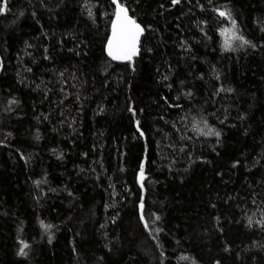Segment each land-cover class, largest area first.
<instances>
[{"label": "trees", "instance_id": "trees-1", "mask_svg": "<svg viewBox=\"0 0 264 264\" xmlns=\"http://www.w3.org/2000/svg\"><path fill=\"white\" fill-rule=\"evenodd\" d=\"M79 2L66 0L68 7L60 9L57 18L49 19L55 12L39 8V0H33L37 5L40 23L44 25L43 30L28 15L12 23L19 10L28 8L27 0H9L11 11L6 16L0 15V55L5 57L6 64V72L0 73V140L7 131H12L15 137L10 141L12 147H0V213L8 212L7 216L0 215V264H22L15 256L16 237L19 235L29 242L38 240L41 231L39 219L60 225L61 231L56 233L53 245L45 243L36 246L35 254L27 264H96L97 257L101 255H105L106 264H120L119 257L122 254H125L124 264H130L133 258L135 264H156L154 241L133 211L135 196L130 197L127 206L121 208V220L117 225L106 224V229H101L99 225L105 223L106 216L112 211L110 209L106 213L102 205L111 201L106 192L94 185V177L90 172L77 175L80 168L96 167L93 160L97 158V153L91 149L93 145L99 149L103 144L104 164L117 189L121 190L123 182L134 187L133 173L142 151L141 142L132 139L134 129L130 114L125 111L124 83L130 74L123 70V66L109 64L101 53L110 17H102L97 13L96 23L93 24L87 20L86 13L81 15ZM56 3L57 0H48L49 6H55ZM109 3L110 0H104L103 10L111 12ZM160 3H164L165 9L169 8L168 0H139L138 7L133 5L140 19L152 23L158 29V37L145 43L144 47L159 45L160 49L155 60L147 55L144 57L138 73L131 80L130 94L140 107L146 108L149 124L161 130L157 134L149 128V136L160 147L157 148L156 143L150 146L149 155L155 160L150 165V179L158 182L147 184L149 191L145 214L149 216L157 210L162 214L160 226L168 233L162 237V242L172 254L171 264H190L189 261L178 260L179 256L189 254L197 259L198 264H212L217 258H222L221 264H264V248L261 247L264 245V231L255 226L252 229L245 226L247 217L255 213L254 220H259L264 213V167H253L259 154L264 153V146L260 144L261 135H254L259 127H264V50L259 53H222L219 49L222 38L212 31L219 26L214 19H210L208 29L209 34L213 35L212 41H204L202 34L194 27L196 18L205 15L212 17L211 12L202 14L194 10L195 16L190 18L188 5L182 3L167 11L159 8ZM234 3L249 37L258 36L253 21L264 16V0H234ZM160 11H163V15L158 14ZM177 23L180 24L179 31L176 29ZM223 26H228L226 21ZM43 32L48 33L47 38ZM74 34H79L80 39L87 38V57H77L67 51L75 45L71 39ZM178 38L193 42V52L199 58L196 62L188 60L186 56L181 59L185 54L175 47ZM60 40H64L63 49L58 44ZM24 41L34 45L29 51L36 59V65L31 64L30 57L18 59V53L22 55ZM43 47H48L49 55L53 58L51 62L42 61ZM169 60L175 70L177 85L179 79H185L186 83L195 86L193 91L196 93L189 119L185 122L187 129L180 133L193 138L179 143H176L179 137L173 130L155 120L157 113H168L166 118L172 120L183 114L176 109L169 112L165 105L157 107L153 103L158 99L157 92L160 95L176 94L168 93L157 84L158 77L153 71V67L165 71L163 62ZM20 65L32 66L34 73L37 67L46 72L42 78L51 82L48 87L55 89L49 93L48 100L43 99L40 92L17 82L25 79L28 84L33 79L22 68L20 76H16ZM210 65L220 70L224 87L235 88L234 95L222 94L223 100L219 97L208 100L213 86L220 83L212 78ZM105 69L111 75L107 86L102 87ZM59 71H65L67 83L63 87L68 95L63 99V104L57 107L62 98L59 93ZM200 72L205 73V80H193L191 74ZM72 74L82 78L74 79ZM121 75L124 82L117 83ZM77 95L80 96L79 101L76 100ZM12 96L22 102L20 109L12 114L4 113V105ZM98 104H103L106 109L101 116L95 115ZM185 108H189L187 102ZM245 109L250 122L236 119L237 114ZM61 112L69 122L76 119L77 123L73 125L77 129L75 133L67 123H59L62 117L58 113ZM197 112L209 117L210 125L223 130L221 145L217 147L219 155L212 151L214 137H198L191 131V117L196 116ZM212 112L220 119L227 116L226 123L236 124L237 127L219 125L216 117L211 116ZM40 113H51V122H38L35 116ZM18 116L23 119H18ZM245 125L250 133L248 136L241 130ZM53 128L57 130L53 131ZM37 130L41 134L38 142L34 139ZM165 136L172 137L175 147L183 146L185 152L170 153L165 148L168 143ZM52 148L64 152V159L57 160ZM16 149L32 154L28 165L19 159ZM120 150L128 153L122 160ZM84 152L89 153L87 158L82 155ZM189 154L210 163L198 161L185 173ZM162 156L167 159H161ZM173 159L176 163L172 164L173 171L170 173L167 166ZM235 160H240V166L232 169ZM261 164L264 165V160H261ZM118 165L125 167L126 171L118 173ZM217 171L222 172L223 176H217ZM45 172L51 186L59 188L68 182L72 189L78 190L76 195L80 198V207H69L71 202L63 193L60 197H51L37 204L32 199L35 189L29 177L39 179ZM43 187L47 191V186ZM228 197L232 199L228 200ZM211 203L217 205L216 209L211 207ZM214 216H221L222 221H228L224 224L222 236L216 231ZM105 230L110 239L115 233V243L119 248V251L114 248L110 258L103 247ZM225 241L231 245V255L223 252ZM73 243L76 253L72 250ZM236 253L240 254V259H236Z\"/></svg>", "mask_w": 264, "mask_h": 264}, {"label": "snow or ice", "instance_id": "snow-or-ice-1", "mask_svg": "<svg viewBox=\"0 0 264 264\" xmlns=\"http://www.w3.org/2000/svg\"><path fill=\"white\" fill-rule=\"evenodd\" d=\"M169 8L165 9L164 3H160L159 8L161 10L171 11V9L180 6L182 3L188 5V12L190 14V18L195 16V11L198 10L200 13H212V17H208L205 15L203 18H196L194 21V27L199 30V33L202 34V38L204 41H212L213 35L209 34V21L210 19H214L219 26L213 29V33H218L222 38V42L219 44V49L222 53H248L251 51L252 53H259L264 50V16L256 18L253 23L256 25L258 36L249 37L248 32L244 28L243 21L240 18V14L236 11L234 0H168ZM9 0H0V15L6 16L11 9L8 7ZM28 8L21 9L17 13V18L12 21L13 24L17 22V19L24 18L26 15L30 16L35 22L40 26V29L43 30L44 25L40 23V18L37 15V5L33 3V0H27ZM133 5L139 6V0H110L108 7L111 9V12H108L104 9V0H80L78 7L81 9V15H85L87 20L92 21L93 24L96 23L97 13L104 17H110L109 23L107 25V32L103 38V44L101 48V53L103 58L109 62V64L115 63L118 66H123V70L129 73V78L127 82L124 83L125 87V111L130 114V121L132 127L134 129V133L132 139L134 141L141 142V155L137 158L138 163L136 168L134 169V179L133 185L134 187L127 186V182H123L120 185L121 190L117 189L116 183L113 181V177L108 175V169L106 168L103 160V149L104 145L101 144L99 149H97L96 145H93L91 151L97 153V158L93 160V164L96 167H89L88 169L80 168L77 175L80 173H84L88 171L94 177L93 183L97 187H100L102 191L106 192L108 195L110 203H104L102 205L104 211L106 213L111 209V214L106 216L105 223H101L99 227L101 229H106V224L117 225L118 221L121 220V208L127 206V201L130 197L135 196V203L133 206L134 214L137 216L139 223L142 225L143 229L148 233L151 239L154 241L155 247V259L156 264H171L170 256L171 253L168 252L165 244L162 242V237L168 235L163 227H161V223L163 221L162 214L159 210L153 211L149 216H146L145 210L147 206L146 197L148 195V183H157L158 181H153L150 179L151 168L150 165L155 163V160L150 157V146L153 143H156V147L159 148L160 144L155 142L149 136V128L152 131L160 134L159 127H153L149 124V121L146 119V108L140 107L137 101L130 94L132 89L131 80L135 78V75L138 73V69L140 67V62L143 61L144 57L147 55L152 60L156 59V56L159 55V45H153L151 47H144V44L152 41L154 37H158V29L154 28L152 23L146 22L145 20L140 19L136 14V8ZM39 8L45 9L48 12H55L54 16H50L49 19H55L60 15V9L67 8L68 5L66 0H57L55 6H49L48 0H39ZM182 11V9H181ZM159 15H163V11L158 13ZM227 22L228 26H223V22ZM176 29L179 31L180 24H176ZM97 30H99V25H97ZM45 38L48 37L47 32H43ZM71 39L75 42L74 47H69L67 49L68 52L73 53L75 56L80 57L88 56V40L85 37L84 39H80L79 34H74L71 36ZM199 43V42H196ZM61 49L64 46V40L58 41ZM34 47L33 44L28 41H24V49L22 50V55L18 53V59L22 60L23 57H30L31 64L36 65L37 61L33 57L32 52L29 49ZM175 47L179 49V51L185 55L181 57L184 59L185 56L188 60L192 62H196L199 58L193 52V42L188 39L178 38L176 40ZM216 49L214 48L213 51ZM52 57L49 55L48 47H43L42 61H52ZM165 71H161L160 67H153V71L155 72L158 79L156 83L159 84L163 89H166L168 93L175 92V95H160L159 92L156 93L157 100L153 101V103L159 107L160 104L166 106L169 110H180L183 114L179 116L178 119L172 120L166 118L168 113L160 114L157 113L155 120L157 123L163 122V124L173 130L174 134L179 137L176 143L180 141L191 140L193 137H186L181 135L182 130L187 129V123H185L189 119V112L191 110L192 101L196 98V93L193 91L195 87L192 84L186 83L185 79H179L178 85L177 81L174 79L175 70L171 61H164ZM207 63V61H204ZM179 64V61H177ZM211 76L212 78L220 82L217 85L213 86V91L209 94L208 100L211 101L217 97L220 100H223L222 94H235V88L233 87H224L221 82V72L216 68L215 65H210ZM27 74H31L33 79L30 83L26 84L25 79H19L17 82L20 84H25V86L30 87L33 91H38L43 96V99H49V93L55 91L54 88L48 87V84L51 83L46 82L42 76L46 75V72L37 67L36 73L33 71L32 66L20 65L17 68L16 76H20V70ZM66 71V70H65ZM65 71H59L58 75L61 78L58 83L61 85L59 88L60 96L62 97L57 104L59 107L63 104V99L67 98V93L63 85L67 83L65 78ZM115 71V69H113ZM6 72V64L5 57L0 55V73ZM39 73V75L37 74ZM191 74V73H190ZM74 79H81V76H77L72 74ZM110 73L107 69L104 70V79L101 83L102 87L107 86V82L110 78ZM193 80L204 81L205 73L200 72L199 74H191ZM38 81V82H37ZM124 82V77L121 75L120 80L117 83ZM76 100H80V96H76ZM185 102L189 105V108H185ZM207 102V101H206ZM21 101L12 96L11 99L6 101L4 105L3 111L7 114H12L17 112L20 109ZM35 111V110H33ZM106 112L103 104H98L95 115L101 116ZM60 117H62L59 121L61 125L67 123V126L72 129V132L75 133L77 129L73 127L77 123L76 119L73 118L70 122L67 120V117L64 114L58 113ZM199 116V119H197ZM211 116L216 117L219 125L224 127H237L236 124H227L226 121L228 117L225 116L223 119H220L216 116L215 112L211 113ZM36 120L40 122L41 120L45 122H51V113L45 114L40 113L35 116ZM254 118V117H253ZM18 119H23L22 116H18ZM236 119L240 122H250V117L248 115L247 109L243 112L237 114ZM191 131L195 133L198 137H214L215 145L212 147V151L219 155L217 151V147L221 145L222 138L224 132L221 128L215 127L209 124V117L204 116L201 112H197L196 116L191 117ZM180 125L181 127H178ZM57 129L53 128V131ZM242 132L245 136H248L249 130L245 125L242 129ZM261 135V146H264V127H259L257 132L254 135ZM103 135V133H100ZM15 139L12 131H7L4 133V138L0 140V147L2 148H10L12 147L10 141ZM34 139L38 142L41 140V134L37 130ZM124 139H127L126 137ZM164 139L168 140V143L165 145V148L172 154L176 152L184 153L185 148L180 146L179 148L175 147L172 137L165 136ZM19 154V159L24 162L25 165H28L30 160L32 159L31 153H25L16 149ZM53 155L56 156L57 160L64 159V152H58L56 148L51 149ZM82 155L87 158L89 156L88 152L82 153ZM120 158L121 160L128 155L127 151L120 150ZM157 156L160 155L159 152L156 153ZM161 159H167V157H161ZM261 160H264V153L259 154V159L254 161L253 167L260 166L264 167L261 164ZM189 164L184 168V172L187 173L191 165L196 164L198 161L201 163H210V161L204 160L202 158H193L191 154L188 155ZM176 160L173 159L168 167V171L171 173L173 171L172 164H175ZM240 166V160H235L231 167L232 169H236ZM99 169V171H98ZM251 171V169H248ZM116 171L118 173H123L126 171V168L123 166H117ZM217 176H223V173L217 171L215 173ZM47 173L43 174L42 178L32 179L31 176L29 179L31 180L32 185L34 186V194L32 195V199L37 203L41 204L42 200L50 199L51 197H60L61 193H63L66 198L70 200L69 207L75 205L76 207H80V198L77 197L76 192L78 190L72 189L68 182H65L61 187H53L49 184ZM119 180V177H116ZM183 182V181H181ZM43 186H47V191H45ZM232 197H228V200H231ZM253 204H255V199H253ZM227 203V200L225 201ZM211 207L216 209L217 205L215 203H211ZM0 215L7 216L8 212L0 213ZM255 213L253 216L247 217L246 227L252 229L254 226L261 231H264V213L261 214V218L259 220H254ZM71 219V217H69ZM214 223L216 225L217 233L222 236L224 234V224L227 223V220L222 221L221 216L213 217ZM40 226V236L39 239L34 242H29L24 239H21L19 235L16 237L17 249L15 251V256L22 261V264H27L30 260L31 256L35 254V247L47 244L53 245L54 240L56 239V233L61 231L60 225H55L52 223H46L45 220L39 219ZM63 223V221H62ZM20 229H18L19 231ZM79 235V233H77ZM112 239L109 238V233L107 230L104 232V240L105 243L103 245L105 249L106 255L109 256L113 253L114 248L119 251L115 241V233L112 234ZM255 243V242H254ZM179 244V241H177ZM264 248V245H261ZM73 253H76V245L73 243L72 245ZM223 252L226 254H232L231 245L225 241L223 243ZM236 259H240V254L236 253ZM125 254H122L119 257L120 264H124ZM222 258H217L213 260L212 264H221ZM251 259H255L252 257ZM178 260L181 261H189L190 264H198L197 259L192 255H181L178 257ZM96 264H106L105 255H101L97 257ZM130 264H135V259L133 258L130 261Z\"/></svg>", "mask_w": 264, "mask_h": 264}]
</instances>
